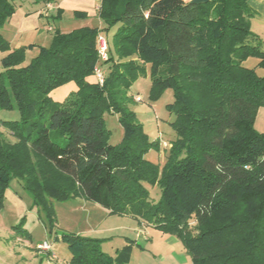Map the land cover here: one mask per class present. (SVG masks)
<instances>
[{"label": "trees", "instance_id": "trees-1", "mask_svg": "<svg viewBox=\"0 0 264 264\" xmlns=\"http://www.w3.org/2000/svg\"><path fill=\"white\" fill-rule=\"evenodd\" d=\"M19 1L0 0V51L7 52L0 110L20 115L0 122L16 139L0 132V207L20 177L47 211L52 199H86L178 237L193 264H264V133L255 130L264 76L246 66L257 59L264 69V44L251 29L249 0H101L103 29H57L50 47L24 66L26 47L11 50L2 34ZM99 35L109 46L103 86L93 80ZM148 72L153 95L174 91L168 107L176 140L162 168L146 159L160 144L129 108L131 86ZM70 83L77 91L54 103L51 94ZM106 113L117 114L124 130L117 146ZM64 240L71 264L129 263L128 248L114 258L101 239Z\"/></svg>", "mask_w": 264, "mask_h": 264}, {"label": "rangeland", "instance_id": "rangeland-1", "mask_svg": "<svg viewBox=\"0 0 264 264\" xmlns=\"http://www.w3.org/2000/svg\"><path fill=\"white\" fill-rule=\"evenodd\" d=\"M30 2L31 0L19 1L21 4L24 3L25 11L32 8ZM48 6L52 8L51 5ZM44 20L42 30L36 33L14 36L15 30L12 34L7 33L12 29L10 26H13L9 23L2 30V34H5L12 47L27 45L23 66L29 64L37 55V49L30 44L40 43L39 45H46L49 48L58 27L78 28L81 25L80 21L70 16H66L63 24L56 19H51L50 22ZM48 23L55 30L48 32L46 30ZM113 31L108 33L109 37ZM6 55L7 52L0 51V71L5 69L3 59ZM258 63L257 59H249L246 66L254 69L262 77L264 69L260 68ZM100 68L106 76L109 74L110 64L100 60ZM93 80L96 81V78ZM76 91L77 86L70 83L55 90L52 93V100L54 103L64 105ZM129 95L135 98L129 108L136 114L148 140L160 144V149H152L146 155V159L162 168L168 156L169 146L176 140V133L171 125L175 116L168 107L174 102V91L167 88L158 95H153L152 80L148 72L145 77H139L133 83ZM19 119L20 115L16 110H0L1 123ZM104 121L110 144L119 145L124 139L119 116L115 113H106ZM255 130L264 133V108L258 112ZM0 132L7 142H16L12 133L1 125ZM149 190L151 199L154 202L159 201L160 188L155 186ZM50 208L51 210L47 211L44 205L36 203L23 178H12L3 195V205L0 207V264H71L73 253L64 240L68 235L101 239L103 251L114 258L117 257V252L128 248L130 258L128 264H193L191 255L178 237L150 225H141L131 217L111 215L106 208L97 203L83 198L52 199ZM193 226L192 222L191 228ZM43 242H48L50 252L38 251V246Z\"/></svg>", "mask_w": 264, "mask_h": 264}, {"label": "crops", "instance_id": "crops-1", "mask_svg": "<svg viewBox=\"0 0 264 264\" xmlns=\"http://www.w3.org/2000/svg\"><path fill=\"white\" fill-rule=\"evenodd\" d=\"M185 1H191V0H185ZM30 3H32V8L29 10L27 9L26 11L23 10L24 3L18 4L16 13L8 22L9 24L13 25L10 26L12 27V29L9 30L7 33L12 34L13 30H15L16 33L14 34V36L16 35L17 37L25 33H33V32L36 33L42 30V25L45 21L44 19H46L48 22H50L51 19L53 20L56 19L58 22L63 24L64 23L63 21L66 18V16H70L71 18L80 21L81 25L79 23L80 26L78 28L72 26L71 27L60 26L57 29L60 30L62 33H70L73 30L84 27L98 28V29H103L105 27L103 22L98 17L101 0H54L52 3L49 4L52 6V8L50 9L46 8L44 5L34 4L33 0H31ZM249 5L255 12V16L251 20V29L253 33L256 34L264 44V0H249ZM54 13L56 14L53 15ZM48 26L49 23L46 29L48 32H52L53 30H55L54 28ZM111 36L112 35H110V37ZM4 37L9 42L5 34ZM39 44L40 43L30 44L34 46V49H37V54L39 52V47H44V48L46 47V45L43 46ZM25 46L27 45L20 47H25ZM20 47H12L10 43L11 50ZM139 223L141 225L143 224L140 221Z\"/></svg>", "mask_w": 264, "mask_h": 264}, {"label": "built area", "instance_id": "built-area-1", "mask_svg": "<svg viewBox=\"0 0 264 264\" xmlns=\"http://www.w3.org/2000/svg\"><path fill=\"white\" fill-rule=\"evenodd\" d=\"M51 7L48 6V9H50ZM98 49H99V55H100V60L101 61H107L108 57H109V46H108V41L106 39V37H104L103 35H99L98 37ZM95 78L96 81L100 84L103 85L105 82V74L102 71V69L98 66L95 68ZM50 245L48 244V242H43L42 244H40L38 246V251L42 252V253H48L50 252Z\"/></svg>", "mask_w": 264, "mask_h": 264}, {"label": "water", "instance_id": "water-1", "mask_svg": "<svg viewBox=\"0 0 264 264\" xmlns=\"http://www.w3.org/2000/svg\"><path fill=\"white\" fill-rule=\"evenodd\" d=\"M210 0H191L189 1V5H200L207 4Z\"/></svg>", "mask_w": 264, "mask_h": 264}]
</instances>
